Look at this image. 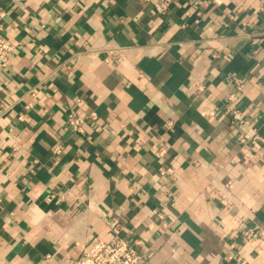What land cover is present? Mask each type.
<instances>
[{
  "label": "crops",
  "instance_id": "crops-1",
  "mask_svg": "<svg viewBox=\"0 0 264 264\" xmlns=\"http://www.w3.org/2000/svg\"><path fill=\"white\" fill-rule=\"evenodd\" d=\"M161 1L0 0V264H264V0Z\"/></svg>",
  "mask_w": 264,
  "mask_h": 264
},
{
  "label": "built area",
  "instance_id": "built-area-1",
  "mask_svg": "<svg viewBox=\"0 0 264 264\" xmlns=\"http://www.w3.org/2000/svg\"><path fill=\"white\" fill-rule=\"evenodd\" d=\"M171 4L172 0H162L160 10L164 13L167 12ZM15 50L16 45L12 43L6 32V27L0 22V69L9 63ZM230 99H233V95L230 96ZM232 115L233 124L243 123L250 130L244 132L239 139L242 148L246 151V156L250 157L252 155L250 149L259 146L263 137L259 130L254 127L253 122L240 109L232 110ZM70 124L75 131L83 132L82 123L78 119L71 118ZM56 151L60 152L61 147H57ZM163 154L164 151L162 150L160 155ZM161 174L164 176L175 175V171L172 168L164 167L161 169ZM53 198L50 196L49 201ZM109 227L113 235L112 239L110 241H97L90 248L84 250L77 264H141L148 260L147 256L138 250L140 242L122 237V225L118 220L110 222ZM254 235L248 233L249 238Z\"/></svg>",
  "mask_w": 264,
  "mask_h": 264
}]
</instances>
